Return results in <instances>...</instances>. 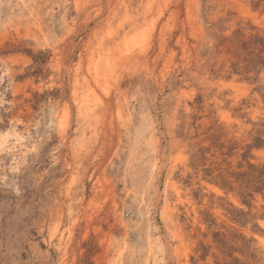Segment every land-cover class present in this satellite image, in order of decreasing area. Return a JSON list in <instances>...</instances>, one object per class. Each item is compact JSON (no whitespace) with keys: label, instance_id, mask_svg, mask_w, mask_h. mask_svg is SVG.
I'll use <instances>...</instances> for the list:
<instances>
[{"label":"rangeland","instance_id":"rangeland-1","mask_svg":"<svg viewBox=\"0 0 264 264\" xmlns=\"http://www.w3.org/2000/svg\"><path fill=\"white\" fill-rule=\"evenodd\" d=\"M257 37L264 0H0V264H264Z\"/></svg>","mask_w":264,"mask_h":264},{"label":"trees","instance_id":"trees-1","mask_svg":"<svg viewBox=\"0 0 264 264\" xmlns=\"http://www.w3.org/2000/svg\"><path fill=\"white\" fill-rule=\"evenodd\" d=\"M254 42L261 44L263 48L261 52H264V38L257 37ZM258 142L263 143L260 139H258ZM235 177L236 181H240L245 187V193L244 196H242L243 198L252 197L253 192H264V165L261 167H255L249 164L248 169L245 172L236 174ZM223 186L226 187L227 184L224 183Z\"/></svg>","mask_w":264,"mask_h":264}]
</instances>
